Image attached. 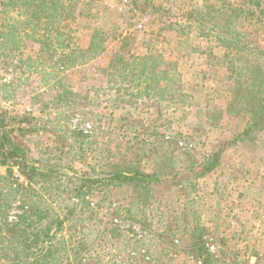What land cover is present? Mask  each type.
I'll return each mask as SVG.
<instances>
[{
	"label": "rangeland",
	"instance_id": "374dc122",
	"mask_svg": "<svg viewBox=\"0 0 264 264\" xmlns=\"http://www.w3.org/2000/svg\"><path fill=\"white\" fill-rule=\"evenodd\" d=\"M75 2L74 15L63 22L73 29L74 42L87 46L98 28L105 48L92 62L64 73L66 84L78 93L75 103L57 108L56 91L42 77L49 64L47 49L38 41L42 34H23L19 57L5 64L0 60V80L10 83L0 91V127L29 149L31 159L47 157L48 146L72 140L71 128L93 138L96 150L89 151L90 157L135 160L146 172L157 168L154 130L169 141L165 148L174 156V170L224 147L219 165L194 182L177 185L169 176L153 183L144 208L132 204L130 182L110 189L107 201L96 192L91 195L96 211L86 222L91 249L85 264H202L192 247L199 227L218 264H264V122L244 134L251 114L242 102L232 106L226 48L213 36H201L191 19L192 7L204 0ZM261 18L246 14L237 23L251 41L264 45ZM117 53L163 54L178 65L188 96L162 112L143 101L112 108L102 68ZM73 166L86 169L79 159ZM20 209L15 205L12 216Z\"/></svg>",
	"mask_w": 264,
	"mask_h": 264
},
{
	"label": "trees",
	"instance_id": "16d2710c",
	"mask_svg": "<svg viewBox=\"0 0 264 264\" xmlns=\"http://www.w3.org/2000/svg\"><path fill=\"white\" fill-rule=\"evenodd\" d=\"M75 5V0H0L1 63L19 57L23 34H42L38 41L49 54L42 77L56 91L57 108L77 101L78 93L66 84L64 73L87 65L105 51L98 28L93 29L87 46L74 42L73 29L63 22L66 16L74 15ZM190 13L201 36H213L226 48L234 85L232 106L242 102V109L251 114L252 123L244 130V134H250L264 122V45L251 41L248 32L238 27L237 19L246 14L264 16V0H204ZM259 21L264 40V19ZM102 74L112 108L143 101L157 105L162 112L188 96L178 65L160 53H117L102 68ZM9 86L0 80V91ZM154 133L158 140L157 168L146 172L135 160L104 162L97 155L90 157L89 153L96 150L93 138L79 129L71 128L72 140L65 138L60 145L48 146L47 157L37 160L31 159L29 149L11 131L4 130L0 140V166L6 168L4 173L0 171V264H85V255L91 249L86 222L96 211L89 197L95 192L107 201L110 189L130 182L134 189L132 204L144 208L152 197L153 183L169 180V176L177 185L191 183L220 163L224 147L174 170V156L165 148L169 141L162 139L160 131ZM51 157L54 162L43 159ZM68 157L70 163L63 165ZM76 159L86 165L85 170L75 169ZM17 204L21 211L12 216ZM142 221L146 226L145 219ZM203 230L199 227L193 237L195 254L202 258V264H218L206 247Z\"/></svg>",
	"mask_w": 264,
	"mask_h": 264
},
{
	"label": "built area",
	"instance_id": "2783aa9c",
	"mask_svg": "<svg viewBox=\"0 0 264 264\" xmlns=\"http://www.w3.org/2000/svg\"><path fill=\"white\" fill-rule=\"evenodd\" d=\"M2 134H3V130H2V128L0 127V140H1Z\"/></svg>",
	"mask_w": 264,
	"mask_h": 264
}]
</instances>
